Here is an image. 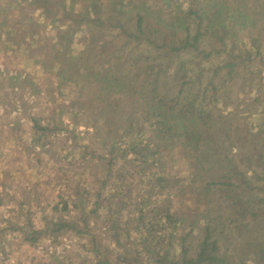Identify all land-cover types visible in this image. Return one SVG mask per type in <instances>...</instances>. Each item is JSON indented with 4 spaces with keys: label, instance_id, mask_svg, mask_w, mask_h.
I'll return each mask as SVG.
<instances>
[{
    "label": "rangeland",
    "instance_id": "obj_1",
    "mask_svg": "<svg viewBox=\"0 0 264 264\" xmlns=\"http://www.w3.org/2000/svg\"><path fill=\"white\" fill-rule=\"evenodd\" d=\"M158 69L191 133L156 126ZM206 230L264 264V0H0V264H159Z\"/></svg>",
    "mask_w": 264,
    "mask_h": 264
},
{
    "label": "trees",
    "instance_id": "obj_2",
    "mask_svg": "<svg viewBox=\"0 0 264 264\" xmlns=\"http://www.w3.org/2000/svg\"><path fill=\"white\" fill-rule=\"evenodd\" d=\"M139 19L140 20L137 22V24H138L137 34L135 37H133L134 39H138L144 35V32L141 29V26H142V23L140 22L141 18H139ZM98 21H100V20L98 19ZM210 29H213V26H211ZM215 32L216 31H214L212 34H215ZM198 39H199L198 36L195 37L193 43H191V44L189 42H185L184 45H182L180 47V49H182V50L192 49V50L196 51V49H197L196 45H197ZM150 41L151 40H148V42L146 44H148V43H150V45L154 44ZM160 47L166 51L165 52L166 56H169V54H170L169 52H171V51L176 52L179 50V49L175 50L174 48H172L168 44H162ZM28 49L32 50L31 47ZM37 49H39V47ZM201 53H203V52H201ZM163 67L164 66L160 65L161 69ZM230 67L234 68V65L230 64L229 68ZM161 69H158L154 73L157 76L154 75L153 82H149L147 84V86L150 87L148 99H149V101H151V104H153V106L151 107V109H153V112H154L153 117L158 119L156 126L158 128L160 127V129H162L166 125H168L167 128H170L172 125L171 124V120H172V121H176V122L180 123L187 133H191L193 130V124L192 123H193V121H195V119L198 115H201V111L196 116L195 115L190 116V113H186V115H184V116L181 115L180 113H176L177 107H179V106L183 107L184 106L181 104V102H183V101L178 100L179 94L175 95V96H170V97L161 96L159 86H157V83L160 82V79L158 80V78L160 76ZM109 71H110V69L106 73H108ZM228 74H231V73L228 72ZM146 79L147 78H145V80ZM197 120L201 121L202 118H199ZM252 135H255V134H252ZM252 135H250V136H252ZM252 144L255 145V142H252ZM257 149H258V146H256L255 150H257ZM59 224L64 225V222L59 221ZM61 225H59L58 227L62 228ZM74 230L76 232H78V230H76V229H74ZM28 240L31 242L35 241V240H33V238H31V240L30 239H28ZM180 249L182 251V254H181L182 257H180V258H176V256H173V255L169 254V252H167L165 254L160 253L161 255L156 260L158 261L159 264H222V261L218 258L217 242L213 239L212 234L208 230H206L204 232V236H203L202 240L199 242L195 253L189 255L188 251L186 250V248H184V246L180 247ZM93 253L97 256L99 264H110L106 260H103L102 258L99 257L100 252L98 250H96V249L93 250ZM261 253H262L261 259H264V246H263Z\"/></svg>",
    "mask_w": 264,
    "mask_h": 264
}]
</instances>
